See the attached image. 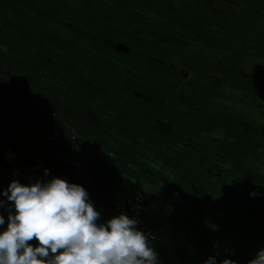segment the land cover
I'll return each mask as SVG.
<instances>
[{
  "label": "trees",
  "instance_id": "1",
  "mask_svg": "<svg viewBox=\"0 0 264 264\" xmlns=\"http://www.w3.org/2000/svg\"><path fill=\"white\" fill-rule=\"evenodd\" d=\"M245 62L264 70V0H0V191L55 176L95 207L142 194L162 264H248L264 124L228 99L264 110V76Z\"/></svg>",
  "mask_w": 264,
  "mask_h": 264
},
{
  "label": "clouds",
  "instance_id": "2",
  "mask_svg": "<svg viewBox=\"0 0 264 264\" xmlns=\"http://www.w3.org/2000/svg\"><path fill=\"white\" fill-rule=\"evenodd\" d=\"M0 196V209L7 212V218L0 212V264H160L139 219L122 212L103 221L78 183L55 176L26 184L13 179ZM202 264L237 262L213 255ZM248 264H264V247Z\"/></svg>",
  "mask_w": 264,
  "mask_h": 264
},
{
  "label": "built area",
  "instance_id": "3",
  "mask_svg": "<svg viewBox=\"0 0 264 264\" xmlns=\"http://www.w3.org/2000/svg\"><path fill=\"white\" fill-rule=\"evenodd\" d=\"M85 184H89V181L86 180ZM144 206V196L142 194L135 195H127L125 197L115 198L109 197L104 198L101 202H99L96 206V209L101 212V218L103 221H106L104 216L105 209L111 208L114 210L115 214L119 215L120 213H126L130 218L135 217L140 220V225L138 227L143 230L149 231V222L140 217V212ZM151 233V232H150ZM156 236L154 233H151V239H155ZM160 264H162L160 262Z\"/></svg>",
  "mask_w": 264,
  "mask_h": 264
},
{
  "label": "rangeland",
  "instance_id": "4",
  "mask_svg": "<svg viewBox=\"0 0 264 264\" xmlns=\"http://www.w3.org/2000/svg\"><path fill=\"white\" fill-rule=\"evenodd\" d=\"M249 64L251 62H245L244 64ZM246 64V66H247ZM249 65H254L255 68H257V70L260 72V75L263 77L264 76V70L261 69V67L259 66V63H254V64H249ZM245 66V65H244ZM244 66H240V70L241 71H245L247 67ZM228 91L230 93H235V90H230L228 89ZM228 93V92H227ZM237 94V93H235ZM238 96H231V98L228 99V106L231 107L232 109H235L238 111V109H242L243 113L249 117L250 119H252V121L254 122H259L264 124V110L262 108V106H258V102L255 103L254 101L251 102V104H246L243 103L241 101V99L237 98ZM250 103V102H249Z\"/></svg>",
  "mask_w": 264,
  "mask_h": 264
}]
</instances>
